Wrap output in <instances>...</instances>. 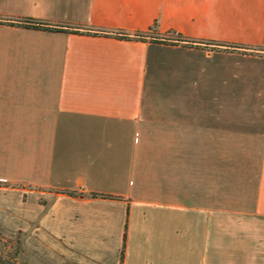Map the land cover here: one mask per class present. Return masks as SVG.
<instances>
[{"label": "crops", "instance_id": "1", "mask_svg": "<svg viewBox=\"0 0 264 264\" xmlns=\"http://www.w3.org/2000/svg\"><path fill=\"white\" fill-rule=\"evenodd\" d=\"M0 233L24 264H264V0H0Z\"/></svg>", "mask_w": 264, "mask_h": 264}, {"label": "rangeland", "instance_id": "2", "mask_svg": "<svg viewBox=\"0 0 264 264\" xmlns=\"http://www.w3.org/2000/svg\"><path fill=\"white\" fill-rule=\"evenodd\" d=\"M0 255L16 264H24L22 235L0 233Z\"/></svg>", "mask_w": 264, "mask_h": 264}, {"label": "trees", "instance_id": "3", "mask_svg": "<svg viewBox=\"0 0 264 264\" xmlns=\"http://www.w3.org/2000/svg\"><path fill=\"white\" fill-rule=\"evenodd\" d=\"M10 25L12 26H19V27H23V28H27V29H34V30H43V31H48V32H63L62 29L57 28V27H50L44 23H40L34 19H29V18H25V19H18L16 20L14 23H10ZM78 33V32H77ZM93 35H102V33L99 32H94ZM115 38H119V39H128V37L126 35H114ZM141 39L140 36L138 37H133V39ZM91 196L93 197H107L104 195H95V194H91ZM124 239H125V234H124ZM120 260L122 262L123 260V249L121 250L120 253ZM0 264H16L14 261L10 260V259H6L4 257H2L0 255Z\"/></svg>", "mask_w": 264, "mask_h": 264}]
</instances>
